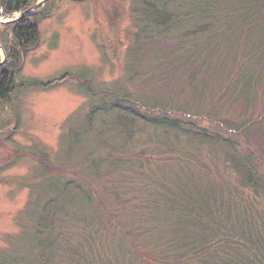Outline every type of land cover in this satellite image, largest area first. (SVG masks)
<instances>
[{
    "label": "rangeland",
    "instance_id": "374dc122",
    "mask_svg": "<svg viewBox=\"0 0 264 264\" xmlns=\"http://www.w3.org/2000/svg\"><path fill=\"white\" fill-rule=\"evenodd\" d=\"M152 1L49 0L33 12L49 15L23 56L17 91L0 105V264H72L79 252L86 264L102 256L107 264H166L204 233L228 234L230 212L243 214L240 182L226 166L227 144L131 117L119 122L111 109L116 92L148 105L154 98L188 127L196 123L241 145L251 128L247 142L264 161V134L256 128L264 124V77L249 93H237L232 83L242 53L161 76L164 67L176 68L174 53L143 38L136 42L143 23L154 20L157 28L160 11L145 6ZM19 13L0 17V62L4 54L8 59L2 39L7 35V42L14 24L5 22ZM54 79L46 88L27 86ZM244 123L242 134L232 130ZM66 182L73 183L64 189ZM52 212L58 219L50 232ZM43 214L47 232L38 227ZM77 231L93 233L91 246ZM83 245L91 249H77Z\"/></svg>",
    "mask_w": 264,
    "mask_h": 264
},
{
    "label": "trees",
    "instance_id": "16d2710c",
    "mask_svg": "<svg viewBox=\"0 0 264 264\" xmlns=\"http://www.w3.org/2000/svg\"><path fill=\"white\" fill-rule=\"evenodd\" d=\"M32 1L0 0V17L24 11L32 5ZM145 6L147 10L160 11L161 15L155 21L157 28L154 26V20H150L148 26L143 23L141 31L137 34L136 42L143 38L148 45L153 46L156 43L166 45L168 51L174 53L172 56L176 61V68L166 69L164 67L161 76L169 79L170 76L185 75V73H190L188 69H183L186 64L195 65L202 61L201 66L206 60L210 61L220 55H223L222 59L229 58L230 60L235 57L239 58V54L242 53V58L246 62L238 64L242 69L237 75V80L232 83L236 89L240 90L237 93L241 95L249 93V88L254 86L256 80L259 79L258 76L264 77V0H153ZM48 15L49 12L37 11L21 19L18 23L11 25L7 42H3L7 35L2 39V43L6 44L8 59L0 67V105L17 91L19 85L16 82V76L21 71L23 56L36 45L39 37L38 22ZM158 51L163 53L165 58L167 50L160 47ZM195 73L189 75L191 84L195 83L193 77L195 78L199 71ZM54 80L46 83L35 81L27 86L46 88L56 82ZM116 95L117 97L110 106L119 114L117 117L119 122L131 117L135 121L141 120L145 123H152V125L171 126L185 136L195 135L208 142L227 144L228 150L232 151L231 163L226 161V166L236 174L240 182L241 188H238L237 197L242 203L243 214L234 215L230 212L228 217L231 226L228 234L215 238L204 233L198 239L185 243L184 250L177 251L173 258L167 260L166 264H172V260H180V264H193L196 261L200 264H264V170L261 166L264 161L255 152L256 145L247 142V134L249 135L253 129L246 128L245 132L243 128L249 123L239 125L240 130L232 129L241 134L245 132L246 138L244 144L241 145L229 137L209 132L208 129L199 127L196 123L194 125L197 128H194L191 123H187L191 124V127H188L187 121L169 116L166 106L158 105L154 98L149 101L148 105L145 104L144 99L141 100L139 97L126 98L117 92ZM100 105L108 107V102L102 99ZM142 107L148 109L149 114L142 113ZM256 128H260L264 134V124ZM72 183L66 182L64 189ZM216 198L215 201L218 204ZM53 201H55L54 198L51 199V202ZM236 203L234 201L231 204ZM44 216L45 214L41 215L38 227L47 232L49 222ZM46 217L50 218L51 232L54 227L53 222L58 219L57 213L52 212ZM86 218L84 216L85 220ZM236 220L241 224L233 223ZM88 232L77 231L81 237L88 240L90 245L94 237L93 233ZM51 240L50 238V251L55 253V241ZM173 247L178 249L176 243ZM77 249L89 250L91 247L85 249L83 245L78 246ZM220 251L225 253H220ZM136 255L133 254L132 257L135 259ZM218 255L225 256L216 261ZM227 256L229 258H226ZM104 257L95 258V264H107ZM87 258L79 252L70 260L72 264H86ZM133 264L138 263L133 261ZM160 264L163 263L160 262Z\"/></svg>",
    "mask_w": 264,
    "mask_h": 264
},
{
    "label": "water",
    "instance_id": "95a60500",
    "mask_svg": "<svg viewBox=\"0 0 264 264\" xmlns=\"http://www.w3.org/2000/svg\"><path fill=\"white\" fill-rule=\"evenodd\" d=\"M47 1H49V0L38 1L37 3H35L31 7H29L27 10L20 12L18 17L14 18L10 21H7L5 23H17V22H19L21 19L30 16L35 10H37L38 8L43 6ZM0 48H3L2 44H0ZM4 57H5V59H4V61L0 62V66L6 61V58H7L6 54H4Z\"/></svg>",
    "mask_w": 264,
    "mask_h": 264
}]
</instances>
